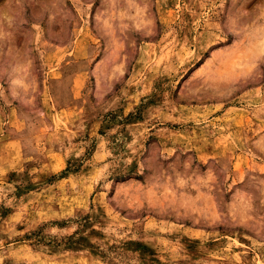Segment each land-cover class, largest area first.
Listing matches in <instances>:
<instances>
[{
	"label": "rangeland",
	"instance_id": "1",
	"mask_svg": "<svg viewBox=\"0 0 264 264\" xmlns=\"http://www.w3.org/2000/svg\"><path fill=\"white\" fill-rule=\"evenodd\" d=\"M264 0H0V264H264Z\"/></svg>",
	"mask_w": 264,
	"mask_h": 264
},
{
	"label": "bare ground",
	"instance_id": "2",
	"mask_svg": "<svg viewBox=\"0 0 264 264\" xmlns=\"http://www.w3.org/2000/svg\"><path fill=\"white\" fill-rule=\"evenodd\" d=\"M264 43V42H263Z\"/></svg>",
	"mask_w": 264,
	"mask_h": 264
}]
</instances>
